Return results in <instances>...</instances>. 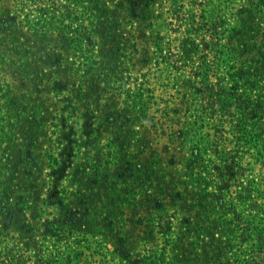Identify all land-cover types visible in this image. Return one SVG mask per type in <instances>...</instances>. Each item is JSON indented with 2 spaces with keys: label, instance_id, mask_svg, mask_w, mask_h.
I'll use <instances>...</instances> for the list:
<instances>
[{
  "label": "rangeland",
  "instance_id": "1",
  "mask_svg": "<svg viewBox=\"0 0 264 264\" xmlns=\"http://www.w3.org/2000/svg\"><path fill=\"white\" fill-rule=\"evenodd\" d=\"M23 1L0 0V240L21 264H113L122 242L239 264L264 217V0ZM205 42L234 68V120L194 94L197 64L218 63Z\"/></svg>",
  "mask_w": 264,
  "mask_h": 264
},
{
  "label": "trees",
  "instance_id": "2",
  "mask_svg": "<svg viewBox=\"0 0 264 264\" xmlns=\"http://www.w3.org/2000/svg\"><path fill=\"white\" fill-rule=\"evenodd\" d=\"M26 2L27 0H24L22 4V8H26ZM37 12L40 14L42 12V9H38ZM38 19H41V16L38 17ZM197 31V30H194ZM205 47L208 49L210 52L215 54V57L218 61L213 62L209 64L206 61H200V63L197 64L196 66V71L194 72L193 76L197 77V83L194 87V94L198 98V101L201 102L202 107L204 106V100L208 99V104L207 108L210 110H213L216 108V106H219L220 111L224 115H229L231 120H234L235 117V108L237 106V101H241L239 97L236 96V91H237V84L236 79H233L235 77V74L232 73L233 66L231 64V61H229L226 57L221 60L219 57H216V53L219 54L217 48L219 45L217 43H209L205 42ZM222 54V53H221ZM224 55V52L223 54ZM212 65L217 69V72L214 71L213 74H211ZM216 77V81L212 80V77ZM235 110V112H234ZM215 126V124H213ZM225 129L224 126L221 128V130ZM239 126L234 125V122L231 123V128L229 129V133L234 137L237 136V132H239ZM226 131V130H225ZM232 139V140H233ZM231 140V142H232ZM235 142V140H234ZM239 143V142H238ZM196 147V146H195ZM198 148V147H197ZM237 150L234 147V150L230 152L229 158L226 160L223 159L224 163V168L223 170L228 171L229 175L232 176L233 169L236 167L237 162ZM232 179V178H230ZM9 204V203H8ZM10 211V210H9ZM229 213L230 211L232 212L233 209H225L223 213L221 214L223 218H221V221L226 224L227 226L231 224V222L227 221L225 212ZM253 221L248 226H245L243 228L242 232V239H246L249 243H251V248L244 251L242 250V246L239 245L238 251L233 257L235 258L236 262L239 264H255L253 263L255 261V257L253 256L257 253V255H262L264 253V230L259 229V227L264 226V217H255ZM243 225V224H242ZM241 227H244L242 226ZM239 225H236L237 227ZM26 227L32 228L30 224H28ZM45 235H50L54 238L59 237L58 233L60 232L59 227H61V222L59 220H54V221H46L45 222ZM239 230V229H238ZM238 233L235 232H228V238L227 242L228 245H230L233 241L236 242L237 239L239 238ZM241 237V236H240ZM243 241V240H242ZM259 241L261 243H259ZM241 243V242H240ZM120 248L118 249V258H113V264H161L159 261H156L149 256L145 257H139L138 255L131 254L125 247V244L119 243ZM232 245V244H231ZM234 246V245H232ZM28 249L29 246H26ZM251 251L252 255L244 254L247 253L248 251ZM261 253V254H260ZM23 256L17 257L16 253H13L12 248H7V243L3 242L0 240V264H21L20 261H22ZM41 258V264H53L54 262L50 261H44ZM103 264H110L109 262H105Z\"/></svg>",
  "mask_w": 264,
  "mask_h": 264
}]
</instances>
